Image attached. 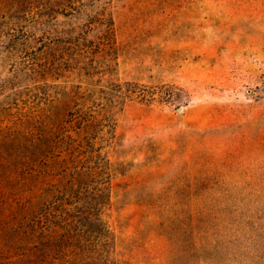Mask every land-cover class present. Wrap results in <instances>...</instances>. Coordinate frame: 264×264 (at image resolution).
<instances>
[{"label":"rangeland","instance_id":"374dc122","mask_svg":"<svg viewBox=\"0 0 264 264\" xmlns=\"http://www.w3.org/2000/svg\"><path fill=\"white\" fill-rule=\"evenodd\" d=\"M20 3L0 131L26 135L31 183L4 195L0 257L264 264V0Z\"/></svg>","mask_w":264,"mask_h":264},{"label":"trees","instance_id":"16d2710c","mask_svg":"<svg viewBox=\"0 0 264 264\" xmlns=\"http://www.w3.org/2000/svg\"><path fill=\"white\" fill-rule=\"evenodd\" d=\"M21 0H0V11L17 13L20 10ZM26 4L25 11L33 8H40L41 0H24ZM16 128L0 131V205L6 203L5 193L8 191L13 193V201L17 203H25L22 194L30 189H24L29 186L31 181L28 176L20 175L17 169L25 162L28 157L27 150L32 147L24 134V132H16ZM20 160V161H19ZM35 229L31 228L27 234H34ZM13 233H19V229L15 228ZM2 235H0V242ZM4 245H7L6 243ZM10 246V245H9ZM0 250H3L0 247ZM38 247H30L26 249L25 254L20 257H0V264H51L46 255L39 254ZM3 255V251L0 252Z\"/></svg>","mask_w":264,"mask_h":264}]
</instances>
